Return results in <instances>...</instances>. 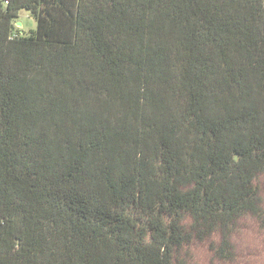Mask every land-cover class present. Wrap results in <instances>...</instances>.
Segmentation results:
<instances>
[{
  "label": "trees",
  "instance_id": "obj_1",
  "mask_svg": "<svg viewBox=\"0 0 264 264\" xmlns=\"http://www.w3.org/2000/svg\"><path fill=\"white\" fill-rule=\"evenodd\" d=\"M263 193L264 0H0V264H236Z\"/></svg>",
  "mask_w": 264,
  "mask_h": 264
},
{
  "label": "rangeland",
  "instance_id": "obj_2",
  "mask_svg": "<svg viewBox=\"0 0 264 264\" xmlns=\"http://www.w3.org/2000/svg\"><path fill=\"white\" fill-rule=\"evenodd\" d=\"M21 26H16L19 34L28 35L36 28V21L26 10H21L17 17ZM16 21V22H17ZM17 24V23H16ZM264 207V193L262 194ZM232 237L236 264H264V236L260 232L258 222L253 218L242 219ZM262 254L261 262H254L253 259ZM196 264H207L211 255L204 248H196L192 253ZM232 264V263H229Z\"/></svg>",
  "mask_w": 264,
  "mask_h": 264
},
{
  "label": "water",
  "instance_id": "obj_3",
  "mask_svg": "<svg viewBox=\"0 0 264 264\" xmlns=\"http://www.w3.org/2000/svg\"><path fill=\"white\" fill-rule=\"evenodd\" d=\"M17 25H18V26H20V25H21V23H20V22H17Z\"/></svg>",
  "mask_w": 264,
  "mask_h": 264
},
{
  "label": "crops",
  "instance_id": "obj_4",
  "mask_svg": "<svg viewBox=\"0 0 264 264\" xmlns=\"http://www.w3.org/2000/svg\"><path fill=\"white\" fill-rule=\"evenodd\" d=\"M17 22H18V21H17ZM15 24H16V23H15ZM16 25H17V24H16ZM20 26H21V25H20ZM20 26H19V27H20Z\"/></svg>",
  "mask_w": 264,
  "mask_h": 264
},
{
  "label": "built area",
  "instance_id": "obj_5",
  "mask_svg": "<svg viewBox=\"0 0 264 264\" xmlns=\"http://www.w3.org/2000/svg\"><path fill=\"white\" fill-rule=\"evenodd\" d=\"M15 26H17V25L15 24Z\"/></svg>",
  "mask_w": 264,
  "mask_h": 264
},
{
  "label": "clouds",
  "instance_id": "obj_6",
  "mask_svg": "<svg viewBox=\"0 0 264 264\" xmlns=\"http://www.w3.org/2000/svg\"><path fill=\"white\" fill-rule=\"evenodd\" d=\"M17 23V22H16ZM18 26V25H17Z\"/></svg>",
  "mask_w": 264,
  "mask_h": 264
}]
</instances>
